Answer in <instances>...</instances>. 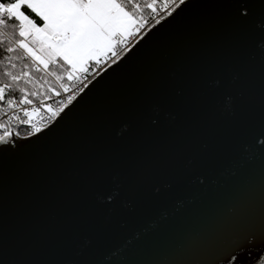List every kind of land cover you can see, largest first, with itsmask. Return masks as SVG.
Instances as JSON below:
<instances>
[{"label":"snow or ice","instance_id":"1","mask_svg":"<svg viewBox=\"0 0 264 264\" xmlns=\"http://www.w3.org/2000/svg\"><path fill=\"white\" fill-rule=\"evenodd\" d=\"M191 8L212 11L121 109L25 152ZM229 148L235 180L211 190ZM174 185L199 194L187 214L138 249L117 245L123 217L183 203ZM0 264H264V0H0Z\"/></svg>","mask_w":264,"mask_h":264},{"label":"water","instance_id":"2","mask_svg":"<svg viewBox=\"0 0 264 264\" xmlns=\"http://www.w3.org/2000/svg\"><path fill=\"white\" fill-rule=\"evenodd\" d=\"M208 2L210 0H192L193 4ZM211 11V9L205 8H191L164 27H158L119 69L109 72L103 80L91 88L51 133L31 141L25 152L42 154L56 151L84 127L97 125L107 113L121 109L136 78L146 70L149 62L163 56L168 47L180 37L186 28L194 24L199 17ZM246 142V138L240 137L236 147ZM254 151L259 155L260 149L256 148ZM233 154V148L226 149L222 157L214 162L213 167L219 169L222 175L207 178L208 187L211 190L223 192L232 186L235 180L231 176V172L234 170ZM256 164L258 166L259 161ZM237 171H243L246 174L248 169L246 167ZM211 179H216L217 183L211 184ZM172 191L177 193V199L183 201L182 204L165 203L154 212L144 215L135 224H128L127 217H123L125 227L121 229L122 235L115 243L121 248L138 249L143 241L156 232L162 224L172 223L183 218L191 207L189 198L194 200L199 194L195 191L186 193L176 185L173 186ZM165 214H167L166 220L164 219ZM207 258L211 259L210 253Z\"/></svg>","mask_w":264,"mask_h":264}]
</instances>
